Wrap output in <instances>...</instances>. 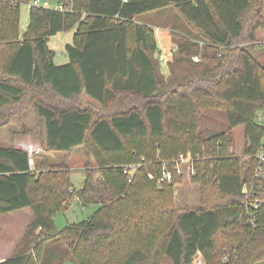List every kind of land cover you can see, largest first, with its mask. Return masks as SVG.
<instances>
[{"label":"trees","instance_id":"1","mask_svg":"<svg viewBox=\"0 0 264 264\" xmlns=\"http://www.w3.org/2000/svg\"><path fill=\"white\" fill-rule=\"evenodd\" d=\"M32 1L0 0V128L33 109L46 151L85 148L100 175L88 172L76 191L68 169L0 147V216L34 215L1 264H192L198 253L207 264H264V178L253 186L264 171V47L255 45L264 0H50L62 10L31 7L22 33L21 6ZM171 7L196 36L173 41L165 74L155 31L135 18ZM74 29L69 61L57 65L49 40ZM84 95L100 110L82 105ZM211 111L226 119L222 130L207 127ZM241 125L247 145L238 156ZM188 153L204 203L177 209L183 176L159 179L164 162L174 170ZM76 197L99 209L58 230L55 215Z\"/></svg>","mask_w":264,"mask_h":264},{"label":"rangeland","instance_id":"2","mask_svg":"<svg viewBox=\"0 0 264 264\" xmlns=\"http://www.w3.org/2000/svg\"><path fill=\"white\" fill-rule=\"evenodd\" d=\"M32 2H30V4H32ZM30 4H23L21 6L20 28L22 33L27 30L29 25ZM51 4L56 6L57 3L51 2ZM262 16L264 18V13ZM135 21L144 24L155 31L159 45L162 49V51H160V62L162 63V71L165 74H168L169 70L167 63L173 59L174 54L176 53V46L173 41L181 38L192 39L196 36L190 29L189 25L173 7L162 11L142 14L135 18ZM74 34L75 29L59 33L50 38L49 47L56 53L54 61L57 65H62L69 61L66 53V46L68 44H73ZM255 42L257 50L264 47V30H260ZM193 61L199 62L200 58L196 57ZM81 104L95 110H100L101 108L99 103L90 100L87 95L82 97ZM207 116L206 124L209 130L219 131L223 129V124L226 119L220 113L211 111L208 112ZM42 132L46 133L45 127L41 125L35 111L30 109L26 111L23 116L14 117L8 126L0 128V147L12 146L26 150L31 156H35V166L39 165L42 160L46 159L50 161L54 167H58L54 170L68 169L69 174L71 175L73 189L76 191L83 188L88 172L95 173L94 176L96 178L99 177L100 173L97 172L99 168L98 163L93 155L89 154L88 156L86 154L85 148H79L69 156H66L63 153L46 151ZM233 132L235 138L234 150L238 156H242L244 155V150L247 145L245 126H238ZM63 164H65V167L62 166ZM194 176H184L183 181L175 187L173 199L177 209H195L204 203L202 202V186L200 183L194 181ZM204 194H206L205 191ZM64 207H66V210L58 212L54 217L58 230H62L73 224H79L89 219L99 209V206L96 204L84 206L77 197L73 201L64 204ZM19 215L20 214H13L10 216L12 222H10L9 226L13 227L9 228L8 236H12L15 240L17 239L16 241L14 240L15 243L20 239L19 242L23 240L26 234L23 232L27 230L26 227L28 225V220L32 223L34 218L31 209L25 210L20 217ZM3 224L4 223H1L0 228H5L3 227ZM22 233L24 235L23 237L20 235ZM65 264L73 263L67 262ZM163 264H172V262L166 260Z\"/></svg>","mask_w":264,"mask_h":264},{"label":"built area","instance_id":"3","mask_svg":"<svg viewBox=\"0 0 264 264\" xmlns=\"http://www.w3.org/2000/svg\"><path fill=\"white\" fill-rule=\"evenodd\" d=\"M41 7V8H45V9H60L62 10V8L56 4V6H53L51 4L50 0H34L32 2V4H30V8L31 7ZM33 151V150H32ZM259 159L264 162V141H263V149L261 151V153L259 154ZM195 163H196V158H194V156L191 153L188 154H182L180 155L177 159L173 160L171 162V165L174 166V170H170L168 169V163L164 162L163 163V171H162V177L159 179V183H164V182H171L174 178V174H177L179 176H189L192 177L196 174V169H195ZM31 165H33V160H31ZM142 165H132L129 166L125 169V173L130 174L131 176L133 175V173H135L136 170H138ZM264 171L262 167H259L257 174H256V178H255V182L253 183V186L255 183L260 184L264 178ZM151 178H154L153 175H150ZM131 181V179H130ZM252 186V187H253ZM250 185L248 183H245L243 185V193L245 195H249L251 193V189ZM248 203V201H247ZM255 207V209L259 208L260 206V202L258 200H256V203H254L253 205ZM192 264H207L204 256L202 253H198L195 255V257L193 258ZM222 264H232L230 262V259L228 258H224L222 261Z\"/></svg>","mask_w":264,"mask_h":264},{"label":"crops","instance_id":"4","mask_svg":"<svg viewBox=\"0 0 264 264\" xmlns=\"http://www.w3.org/2000/svg\"><path fill=\"white\" fill-rule=\"evenodd\" d=\"M157 41H158V38H157ZM158 45H159V42H158ZM159 47H160V45H159ZM160 51H162L161 47H160ZM44 136H45V133H44ZM25 210H28V209H24L21 211H17V212H13V213H9V214H5V215L0 216V227H1V223H4L3 227H5V228H0V264L5 262L6 260L13 258L15 255V250H16L17 246L21 243V242H19L21 239L15 243V241L17 239L15 240V239H13L12 236H8L9 228L13 227V226H9L10 222H12V219L10 216L13 214H20L21 215L23 212H25ZM20 215H19V217H20ZM1 220H3V221H1ZM30 224H31V222H29V220H28V225L26 227L27 229L30 226ZM7 230H8V232H7ZM26 231L23 233L25 234ZM23 233L20 234V235H22V237L24 236Z\"/></svg>","mask_w":264,"mask_h":264}]
</instances>
